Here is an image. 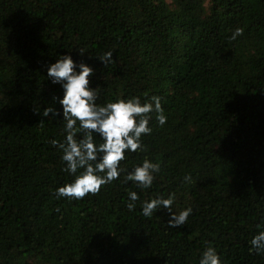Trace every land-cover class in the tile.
Here are the masks:
<instances>
[{"label": "trees", "instance_id": "1", "mask_svg": "<svg viewBox=\"0 0 264 264\" xmlns=\"http://www.w3.org/2000/svg\"><path fill=\"white\" fill-rule=\"evenodd\" d=\"M64 53L93 67L100 104L160 98L166 123L152 113L144 151L121 162H159L150 189L122 173L97 194L56 197L73 177L51 143L64 121L43 111L60 108L47 68ZM129 191L193 211L172 228L166 209L129 211ZM261 229L264 0H0V264H199L209 246L223 264H264L249 251Z\"/></svg>", "mask_w": 264, "mask_h": 264}, {"label": "clouds", "instance_id": "2", "mask_svg": "<svg viewBox=\"0 0 264 264\" xmlns=\"http://www.w3.org/2000/svg\"><path fill=\"white\" fill-rule=\"evenodd\" d=\"M240 32L236 29L232 39ZM96 58L107 65L113 62V53L106 51ZM93 75L92 66L85 62L77 63L70 53L59 54L47 68V77L53 84L61 86L63 94L53 97L60 108L47 106L43 116L64 121L63 139H53L51 143L61 152L62 171L73 177L70 183L56 189L57 198L79 200L89 194H97L101 186L117 180L122 173H126L124 182H133L140 189L147 190L153 185L154 173L160 171L159 162L147 157L131 169L121 166L126 153L138 149L144 151L142 137L152 132V113H155L159 125L166 123L167 116L160 98L152 96L150 101L142 102L139 96H131L100 104L97 102L98 86L93 87L90 82ZM97 137L101 142L97 143ZM127 195L129 211L134 210L139 202L144 217L150 218L157 210L166 209L169 213L167 224L172 228L183 226L193 211L190 206L177 211L172 194H157L143 201L136 191H129ZM249 244L250 252L264 253V229L254 235ZM199 264H223V261L216 248L209 246L200 254Z\"/></svg>", "mask_w": 264, "mask_h": 264}]
</instances>
